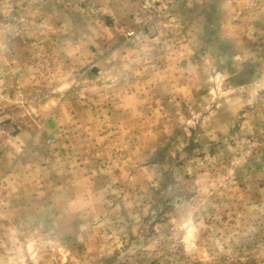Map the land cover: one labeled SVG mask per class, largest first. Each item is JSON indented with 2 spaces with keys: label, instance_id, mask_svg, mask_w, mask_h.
<instances>
[{
  "label": "rangeland",
  "instance_id": "obj_1",
  "mask_svg": "<svg viewBox=\"0 0 264 264\" xmlns=\"http://www.w3.org/2000/svg\"><path fill=\"white\" fill-rule=\"evenodd\" d=\"M0 264H264V0H0Z\"/></svg>",
  "mask_w": 264,
  "mask_h": 264
},
{
  "label": "built area",
  "instance_id": "obj_2",
  "mask_svg": "<svg viewBox=\"0 0 264 264\" xmlns=\"http://www.w3.org/2000/svg\"><path fill=\"white\" fill-rule=\"evenodd\" d=\"M129 33H131V32H129Z\"/></svg>",
  "mask_w": 264,
  "mask_h": 264
}]
</instances>
